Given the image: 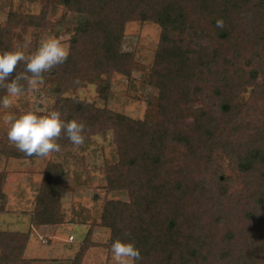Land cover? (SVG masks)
<instances>
[{
  "label": "trees",
  "instance_id": "16d2710c",
  "mask_svg": "<svg viewBox=\"0 0 264 264\" xmlns=\"http://www.w3.org/2000/svg\"><path fill=\"white\" fill-rule=\"evenodd\" d=\"M70 1L61 0L64 4ZM80 2L83 17L76 21L64 16L54 23L45 20L46 5L38 14L10 11L0 25V50L16 47L11 30L18 26L33 28L36 37L46 28L58 35L64 27L71 34L67 61L44 74L55 83L52 109H59L64 119L83 121L86 135L109 127L116 131L119 160L107 167L106 187L126 189L131 195L130 202L105 203L100 225L110 229V236L103 246L110 249L117 238L133 240L143 258L155 255V264H206L211 251L205 249L207 235L202 227L187 226L189 232H178L173 218L162 226L155 217L161 203L177 201L186 208L196 192L205 201L222 195L240 203L245 198L249 205L254 204L246 211L247 219L254 217V210H264V0ZM221 17L224 27L217 28L216 19ZM137 19L155 21L162 28L151 81L158 90L156 120L150 116L133 119L64 95L95 82L101 97L107 99L110 75L131 73V53L122 44L125 24ZM237 27L247 36L242 43L235 37ZM24 70V64L16 67V72ZM22 83L27 89V81ZM4 92L0 88V95ZM196 101L200 104L187 119L184 105ZM259 101L262 103L257 105ZM57 142L63 145L69 140L62 132ZM173 147L181 148L179 157L167 153ZM8 149L7 145L1 147L0 153ZM217 156L229 159L233 175L245 186L242 191L231 193L228 185L235 178L222 172L216 175V188L203 189L204 179V183H195L207 167L214 166ZM165 158L172 164L169 168H165ZM40 186L32 225L59 223L61 195L68 191L65 173L57 164H50ZM207 191L209 194H203ZM10 234L19 236V232ZM94 244L89 230L74 260Z\"/></svg>",
  "mask_w": 264,
  "mask_h": 264
},
{
  "label": "rangeland",
  "instance_id": "374dc122",
  "mask_svg": "<svg viewBox=\"0 0 264 264\" xmlns=\"http://www.w3.org/2000/svg\"><path fill=\"white\" fill-rule=\"evenodd\" d=\"M80 1L71 0L64 4L61 0H0V25L5 24L10 11L38 14L45 5L48 7L45 20L52 23L62 16L70 21L81 20L83 5ZM242 23L246 25V22ZM161 30V26L151 20H130L125 24L122 49L131 53V73L113 72L110 75L107 99L101 97L99 85L95 82L70 89L64 95L87 100L97 107H106L133 119L150 116L151 120H156L154 104L158 90L151 81ZM34 31L22 26L12 28L11 38L15 46L31 52L42 37L55 35L69 47L71 34L64 27H60L58 35L52 28H46L37 37ZM235 32L237 41L242 43L247 38L242 27H237ZM22 64L18 63L17 67H22ZM54 84L53 79L44 77L43 83L28 85L10 108L0 109V148L6 145L11 148L4 154L0 153V264H115L110 249L103 246L109 239L110 229L100 225L102 211L107 201L131 200L128 190L106 187L107 167L119 160L116 131L112 127L94 131L86 135L84 145L74 147L69 141L61 145L59 153L53 152L47 157L25 156L7 138L5 113L51 110L56 98L52 91ZM248 95L249 90L244 93L245 97ZM199 104L196 101L184 105L187 119L192 117ZM168 152L179 157L181 148L173 147L167 149ZM228 160L217 156L214 166L207 167L205 174L195 178V183L202 180L206 184L203 189L216 188L219 185L217 173L234 174ZM166 162L165 158V168H169L172 164ZM50 164H57L65 173L68 191L61 195L60 222L36 227L32 225V211L45 170ZM231 180L233 182L228 185L231 193L240 192L245 187L237 175H233ZM198 193L191 194L186 208H181L177 201L161 203L155 220L162 226H168L173 218L178 232L183 233L189 232L187 226L202 227L207 235L205 249L211 251L206 264H264V210H254V217L247 219L246 211L254 204L249 205L245 198L240 203L236 198L231 201L228 195H222L205 201L204 196ZM184 220L187 224L182 225ZM89 230L95 244L74 260ZM12 232H19V236H12ZM24 236L28 238H22ZM154 257H144L139 264H155Z\"/></svg>",
  "mask_w": 264,
  "mask_h": 264
},
{
  "label": "clouds",
  "instance_id": "9594fccd",
  "mask_svg": "<svg viewBox=\"0 0 264 264\" xmlns=\"http://www.w3.org/2000/svg\"><path fill=\"white\" fill-rule=\"evenodd\" d=\"M224 23L222 17L216 19L217 28H223ZM69 55L67 45L55 35L42 37L31 52L19 47L0 50V88L5 90L0 95V109L10 108L14 99L23 94L26 89L22 81H27L29 87L37 82L43 83L44 74L64 64ZM20 62L24 63L25 70L16 72ZM4 120L8 124V140L28 157L59 153L61 145L57 141L62 132L74 147L82 146L86 141V124L77 118L64 119L59 109L44 114L31 109L20 113L7 112ZM110 252L115 264H139L143 258L141 249L133 240H113Z\"/></svg>",
  "mask_w": 264,
  "mask_h": 264
}]
</instances>
